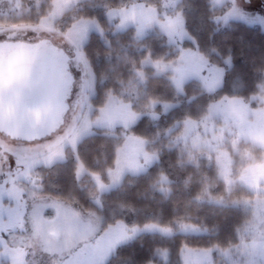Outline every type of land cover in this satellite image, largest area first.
<instances>
[{
  "label": "rangeland",
  "instance_id": "1",
  "mask_svg": "<svg viewBox=\"0 0 264 264\" xmlns=\"http://www.w3.org/2000/svg\"><path fill=\"white\" fill-rule=\"evenodd\" d=\"M22 1L0 0V14L18 12ZM87 1L55 0L39 12L34 24L0 25V50L6 45L46 42L63 51L69 59L64 62L67 75L73 78L68 109L56 131L30 141L11 138L0 130V264H109L121 247L141 235L211 234L203 223L163 228L160 217L124 206L110 210L106 196L119 189L127 176L146 174L158 163L160 150L136 137L133 128L144 115L158 123L162 119L159 108L173 117L177 106L152 102L144 113L134 110L148 81L146 69H153L156 76H169L179 94L187 83L196 81L205 92L217 95L232 73L231 59H220L216 53L211 57L200 49V16L192 0H97L86 6L100 17L80 19L78 11ZM40 3L26 2L29 7ZM210 4L216 24L243 22L264 32V0H210ZM131 28L140 38L151 34L165 37L179 57L172 61L146 59L134 71L135 80L118 95L109 93L96 109L92 101L105 80L97 78L83 49L92 34ZM242 82L236 81L238 91H243ZM99 132L122 139L115 166L104 176L89 173L78 154L79 145ZM161 136L188 163L204 161L208 168L216 169L226 192L217 197L215 187L207 183L203 199L209 205L239 211V223L227 245L210 250L185 247L182 264H264V77L254 96L222 98L202 119L177 120ZM162 139L158 143L165 146ZM72 164L77 168L79 186L90 176L80 195L69 178ZM168 184L161 178L158 190L167 192ZM87 200L98 210L89 208L84 203ZM119 217L122 220L111 225ZM163 257L167 260L166 254ZM117 264L128 263L119 260Z\"/></svg>",
  "mask_w": 264,
  "mask_h": 264
},
{
  "label": "trees",
  "instance_id": "2",
  "mask_svg": "<svg viewBox=\"0 0 264 264\" xmlns=\"http://www.w3.org/2000/svg\"><path fill=\"white\" fill-rule=\"evenodd\" d=\"M28 1L30 0L22 1L18 12L14 10L10 15L0 14V25L14 27L34 24L41 16L39 12L43 13L55 2L41 0V5L29 7L26 4ZM111 1L107 0V3ZM192 1L200 16L197 26L202 32L199 33L197 44L211 57L216 53L215 56L220 59H231L232 73L226 76L225 83L217 95L205 92L196 81L187 83L183 88L184 93L179 94L169 76H156L153 69H146L148 81L140 103H135L134 110L144 113L152 102L177 106L172 111L173 117H169L171 114L164 115L159 108L161 122H154L144 115L133 128L136 137L146 140L152 148L160 150L158 163L146 174L127 176L119 189L106 196V206L110 210H117L121 206L129 207L160 217L159 226L163 228H176V223L192 226H201L203 223L211 230V234L191 236L176 233L172 237L141 235L121 247L109 264H117L119 260L128 264H182L181 252L185 247L209 250L223 247L227 245L239 223L238 210L209 205L207 200L203 199L207 183L215 187L214 194L217 197L226 192L224 183L218 180L216 169L208 168L204 161L188 163L187 158L181 156L179 149L162 139L161 135L163 131L170 130L177 120L202 119L212 104L222 98H247L257 94L264 77V32L243 22L216 24L213 21L214 10L210 0ZM88 2L92 4L97 0H88L83 4L86 6ZM78 15L80 19L100 17L97 11L88 6L78 11ZM83 52L97 78L105 80L97 89V98L92 101L96 109L102 106L109 93L118 95L127 83L134 81V71L140 70L141 63L146 59L172 61L179 57L178 53L172 52V47L165 37L151 34L140 38L133 28L123 32H106L103 35L92 34ZM239 80L243 81V91L237 90L239 87L236 81ZM237 92L241 95L235 94ZM160 138L165 142V146L158 143L161 142ZM121 144L120 137L109 135L107 132L88 137L79 145L81 163L89 173L104 176L114 168ZM72 167L69 178L75 183L77 195H80L83 193L81 188L85 187V181H90V176H85L82 186H79V182H76L77 168L73 164ZM163 177L169 183V190L164 193L158 190ZM94 191L96 190L93 188ZM84 203L89 208L98 210L91 202ZM121 220L119 217L110 223L114 225ZM165 254L167 260L163 257Z\"/></svg>",
  "mask_w": 264,
  "mask_h": 264
},
{
  "label": "water",
  "instance_id": "3",
  "mask_svg": "<svg viewBox=\"0 0 264 264\" xmlns=\"http://www.w3.org/2000/svg\"><path fill=\"white\" fill-rule=\"evenodd\" d=\"M4 48L0 50V130L14 139H42L57 130L68 109L73 78L64 62L69 59L46 42Z\"/></svg>",
  "mask_w": 264,
  "mask_h": 264
}]
</instances>
